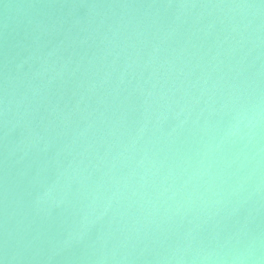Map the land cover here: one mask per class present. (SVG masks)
I'll list each match as a JSON object with an SVG mask.
<instances>
[{
    "label": "water",
    "instance_id": "95a60500",
    "mask_svg": "<svg viewBox=\"0 0 264 264\" xmlns=\"http://www.w3.org/2000/svg\"><path fill=\"white\" fill-rule=\"evenodd\" d=\"M0 264H264V0H0Z\"/></svg>",
    "mask_w": 264,
    "mask_h": 264
}]
</instances>
